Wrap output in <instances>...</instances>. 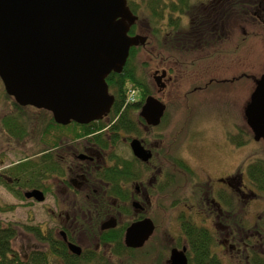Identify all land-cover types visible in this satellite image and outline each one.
<instances>
[{
    "label": "flooded vegetation",
    "instance_id": "1",
    "mask_svg": "<svg viewBox=\"0 0 264 264\" xmlns=\"http://www.w3.org/2000/svg\"><path fill=\"white\" fill-rule=\"evenodd\" d=\"M262 10L264 7L260 0H202L198 13H191V7L181 15L178 28L167 22L159 32H154L150 26V34L155 38L154 51H158L152 53H155V57L166 54L167 68L156 67L152 70L145 66L146 62H140V54L148 40L145 45L140 44L143 47L137 52L135 69L148 90L147 95L144 96L139 87L129 88L123 106L116 112V95L109 85L115 100L103 118L89 123L71 121L61 124L55 121L59 124L58 128L52 130L59 137L55 147L49 150L46 143L40 147L41 157L52 151L56 164L54 173L44 179L45 186L51 187L47 190L39 188L44 193L41 202L46 201L47 195L53 196L55 202L54 208H48L54 224L41 227L45 239L38 240L41 241L38 250H41L44 260L42 264H55L50 255L58 257L62 264H130L129 261L156 264L155 256L165 237L170 240L166 264H172L175 249L185 255L187 264H205L206 250L203 248L206 245L210 259L220 264H259L264 261V199L260 205L262 212L258 213L259 221L250 225L244 218L238 220L241 202L246 211L250 199L258 201L257 198L264 197V159L254 166V173L249 171L253 165V162H249L241 174L232 168L217 174L211 173L209 166L193 165L191 156L175 155L172 151L173 135L168 128V102L164 101H169L166 96L171 98L168 85L177 81L175 63L178 61L169 56L171 52L176 51V54L185 57L204 54L210 48L231 40L237 29H241L247 39L252 34L248 27L251 29L255 15L264 20ZM137 30L136 34L143 35L144 29L140 23ZM163 39L164 44L161 45ZM169 44L171 49H161ZM196 46L200 48H191ZM164 51L165 54L162 53ZM214 51L220 52L217 48ZM217 53L199 60L207 63L204 67H197L199 62L195 64V60L180 63L181 66L185 64V71L194 72L200 79L198 85L191 86L192 89L184 94L189 121L185 141L187 143L190 139L197 149L196 153L206 151L205 139L201 130L194 132L189 128L187 107L201 102L204 91L210 98L215 96L221 102V99L234 95L233 91L237 90V75L224 77L220 64H214L210 71L206 70L211 62L221 57ZM148 61L151 62L150 59ZM246 77H250L248 73ZM150 96L165 105L158 124L149 123L142 115ZM130 102L134 103L132 110H129ZM230 102L235 103L232 97L228 105ZM128 116L133 117L128 119ZM118 121L119 127L116 128ZM230 126L225 133L228 132L233 147H237L238 137L248 140L250 136L253 137L251 140H255L249 124L251 130H238L234 121ZM134 145H139L142 154L135 151ZM185 146L186 153H194L190 145ZM176 171L183 175L188 184L179 205L180 232L175 236L169 228L159 226L149 211L157 195L166 194L176 184ZM243 174H246V178ZM144 220L153 223V231L142 245L132 246L139 238L137 234L129 237L128 229L132 224ZM50 233H53L54 239H51ZM217 247H222V252L217 251ZM225 252L228 257L222 256Z\"/></svg>",
    "mask_w": 264,
    "mask_h": 264
},
{
    "label": "water",
    "instance_id": "2",
    "mask_svg": "<svg viewBox=\"0 0 264 264\" xmlns=\"http://www.w3.org/2000/svg\"><path fill=\"white\" fill-rule=\"evenodd\" d=\"M137 19L127 0H0V78L6 92L19 105L50 111L61 124L103 118L115 100L107 77L122 72L131 47L148 40L130 34ZM164 110L150 96L142 115L158 124ZM245 116L255 140H264V72ZM25 196L44 199L39 189ZM152 231L150 220L132 224L128 236L139 238L132 246L142 245ZM172 264H187L185 255L175 249Z\"/></svg>",
    "mask_w": 264,
    "mask_h": 264
},
{
    "label": "rangeland",
    "instance_id": "3",
    "mask_svg": "<svg viewBox=\"0 0 264 264\" xmlns=\"http://www.w3.org/2000/svg\"><path fill=\"white\" fill-rule=\"evenodd\" d=\"M201 1L191 0L193 5L191 13L198 11V6H200ZM253 1L256 2L257 0ZM260 1H262V6L264 7V0ZM261 16L264 19V10H262ZM252 20L253 25L251 29L248 27V30L252 34L247 39V36L242 35L241 29H237L231 40L222 42L220 46L210 48V51L204 54H189L188 57L176 54V51L169 54L170 57L173 56L178 61V63H175L177 81L173 85L169 84L167 87V91L171 93V98L166 96L169 101L164 100L168 102L169 108L168 128L173 135L172 151L175 155H183L186 158L191 156L190 162L193 165L209 166V169H212L211 173L218 172L217 174H221L226 168H232L233 171L237 170V173L241 174L244 166L249 162L262 161L264 159V141L262 139L260 141L251 140L246 145H239V143L233 140V143L237 144V147H233L234 145L228 139V132L225 133V130L231 128L230 125L233 121L237 123L238 130L239 128L249 129L246 122L245 108L256 87V80L264 72V20H260L257 15ZM140 25L144 29L142 34L148 36V42L140 54V62H146L147 64L145 66L148 69L149 67L152 68V70L156 67L158 69L167 68L165 64L167 61L166 52H162L165 55H158L157 57H155V53H152L155 48V38L150 34L146 19ZM169 47L170 44L168 47L162 46L161 49H168ZM191 48L198 49L200 46ZM214 48H217L220 52H213ZM214 53L221 54V57L218 61L214 60L215 62H211L208 67L206 66V70L210 71V68H214V64H220L224 77L237 75V90L235 89L233 91L234 95L227 93L226 95L229 96L226 99H221V102L215 96L210 98L206 94L207 91H204L202 93H205L204 95L206 97L202 95L201 102L195 106L191 104L187 107L186 111L190 116L189 128H192L194 132L201 130L204 136L202 138L203 140L205 139L204 148L206 151L196 153L197 149L191 144L190 139L187 143L185 141V131L188 128L187 124L189 121H187L185 112L186 102L184 94L186 91L192 89L191 86L198 85L200 79L197 75H194V72L185 71L186 67L184 65L187 64L188 60H195V64H198L199 60L204 58V56ZM181 61H185V64H182L183 66L180 64L182 63ZM137 62L139 63L138 58ZM206 64V62L200 61L197 67H204ZM181 68L183 71H181ZM247 73L250 77H246ZM231 97L235 103L230 102L228 105ZM10 110V101L7 100L3 104H0V169L17 162L24 155L37 152L40 146H43L41 137L38 134H33L32 137L24 140H15L6 134L2 127L1 118ZM30 110L36 113V110L31 108ZM43 127L44 123L41 120V128ZM239 140L240 138L238 137V142ZM229 143L231 146H229ZM185 144L192 147L191 150L194 151V155L189 151V154L186 153ZM176 175L178 178L176 184L166 194L160 193L157 195L149 211V214L155 217L159 226L169 228L175 236L180 232L181 207L179 205L186 194L188 184L181 173L176 171ZM243 176L246 178V174H243ZM262 199L264 197L257 198L256 200L258 201L250 199V205L246 207V211H244V204L241 202V211L238 212V220L244 218L250 225L259 221L258 213L262 212V208L260 207L262 205ZM54 206V198L51 195H47L45 202H39L34 199H23L0 185V221L4 223L12 222L19 227V234L14 240V246L22 256L28 257L33 252V249L41 248V241H38L39 239L32 232L28 231L25 226L40 225L44 228L46 224H54L48 211V208H54ZM124 220L126 221L127 219ZM169 241L165 237L163 243L159 246L157 255L155 256L156 264H166ZM230 242L233 243V241ZM230 242L228 243L229 245ZM234 243L236 242L234 241ZM147 248L143 251H146ZM227 250L230 249L227 248ZM217 251L222 252V247H217ZM222 256H226V252ZM50 257L55 264H62L60 259L55 255H50ZM128 263L137 264L133 261H129Z\"/></svg>",
    "mask_w": 264,
    "mask_h": 264
},
{
    "label": "trees",
    "instance_id": "4",
    "mask_svg": "<svg viewBox=\"0 0 264 264\" xmlns=\"http://www.w3.org/2000/svg\"><path fill=\"white\" fill-rule=\"evenodd\" d=\"M127 2L133 13L139 16L138 22L130 29L131 35H136L138 25L144 19H146L149 27H153L154 32H159L167 22L178 28L181 15L192 7L191 0H127ZM160 43L163 45L164 39ZM142 47L141 45L131 47L130 55L122 73L112 72L107 77V82L116 95V112H119L123 106L128 96L129 88H141L144 96L148 93V90L143 85L144 82L136 75L135 69L137 52ZM142 99L144 100V98ZM7 100L11 103V110L1 118L2 127L6 134L15 140H24L32 137L33 134H38L41 137V143H46L49 150L54 148L59 137L52 130L55 127L58 128L59 124L55 122L52 113L45 109L17 104L13 97L6 92L0 78V104ZM128 104H130L129 110H132L134 103L130 102ZM30 108L36 110V113H33ZM131 117L128 116V119H131ZM41 120L44 123L43 128H41ZM119 122L115 124L116 128L119 127ZM251 139L252 137L249 136L248 140L247 138H244V140L240 139L238 143L239 145H244ZM40 152L41 148L37 152L24 155L18 160L19 162L11 163L0 169V185L23 199H26L25 193L33 189H49L51 186H45L44 179L49 178L54 173L56 167L55 157L52 151L43 157H41ZM261 163L262 161L259 160L253 161V165L249 169L250 173H254V166H258ZM25 227L39 240L45 239L40 225H27ZM18 234L19 227L17 225L12 222L4 223L0 221V264H42L44 260L41 257V250L36 249L28 257H25L15 249L14 240ZM49 236L54 239L53 233H50ZM206 246L203 248V250H206L205 264H220L214 259H210L211 256H209ZM259 264H264V261Z\"/></svg>",
    "mask_w": 264,
    "mask_h": 264
}]
</instances>
